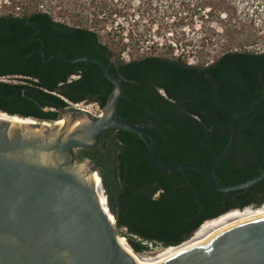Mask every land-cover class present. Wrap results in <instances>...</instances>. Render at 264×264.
Listing matches in <instances>:
<instances>
[{
  "label": "trees",
  "instance_id": "obj_1",
  "mask_svg": "<svg viewBox=\"0 0 264 264\" xmlns=\"http://www.w3.org/2000/svg\"><path fill=\"white\" fill-rule=\"evenodd\" d=\"M37 4L26 0L17 12L0 15V77L8 78L0 79L1 112L52 122L69 102L87 101L102 109L113 84L98 63H68L59 56L43 60L53 54L69 59L94 56L121 80L116 114L155 123L147 130L163 165L189 162L211 169L228 144L232 127L233 142L212 171L213 182L235 185L261 174L264 50H230L204 65L151 50L115 64L110 56L120 55L126 45L116 47L103 39L110 32L101 35L103 28L95 24L104 15L95 13L92 26L68 24L54 20ZM125 34L131 39L129 31ZM109 137L112 165L106 166L103 157L97 164L103 168L104 184L119 191L113 227L124 232L115 236L122 235L135 252L178 245L205 219L264 202V178L245 189L215 191L197 170L156 168L137 133L105 129L99 135L104 148ZM96 152V146L83 148L78 157L94 161ZM110 193L117 197L111 188Z\"/></svg>",
  "mask_w": 264,
  "mask_h": 264
},
{
  "label": "water",
  "instance_id": "obj_2",
  "mask_svg": "<svg viewBox=\"0 0 264 264\" xmlns=\"http://www.w3.org/2000/svg\"><path fill=\"white\" fill-rule=\"evenodd\" d=\"M55 56L68 63H98L113 89L97 115L69 102L70 106L60 110L56 120L20 117L34 121L32 125H23L13 119L19 116L0 111V264H138L117 242L95 194L93 174L100 178L106 196V211L113 225L119 191L104 184L100 167L78 157L80 149L96 146L100 133L108 128L137 133L146 144L156 168L164 172L197 170L204 174L215 191L245 189L264 178L263 139L260 175L235 185L218 186L213 182L212 171L233 142L232 127L230 140L211 169L189 162L163 165L147 130L155 123L132 121L116 114L122 84L103 61L94 56L69 59L61 54L43 57V60ZM84 115L86 121L69 129ZM58 120H62L59 126L45 129L44 122L54 124ZM79 165L87 166L88 171L83 176L77 173ZM110 188L117 195L115 199ZM152 264H264V213L232 220L205 242Z\"/></svg>",
  "mask_w": 264,
  "mask_h": 264
},
{
  "label": "rangeland",
  "instance_id": "obj_3",
  "mask_svg": "<svg viewBox=\"0 0 264 264\" xmlns=\"http://www.w3.org/2000/svg\"><path fill=\"white\" fill-rule=\"evenodd\" d=\"M7 0H0L2 11ZM54 20L92 26L94 15H104L96 25L103 39L124 48L115 60L137 57L141 46H154L155 53L180 55L186 62L204 65L230 50H264V0H35ZM8 3V1H7ZM26 0H11L17 12ZM20 11V10H19ZM103 13V14H102ZM112 28V29H111ZM129 31L131 39L126 38ZM146 39V40H144ZM137 41H139L137 43ZM162 44V45H161ZM131 56V57H132ZM4 80H8L5 78ZM93 114L101 108L96 103L80 102ZM116 229L115 233H123ZM118 235L125 243L126 239ZM162 247H152L153 253ZM143 252V253H147Z\"/></svg>",
  "mask_w": 264,
  "mask_h": 264
},
{
  "label": "bare ground",
  "instance_id": "obj_4",
  "mask_svg": "<svg viewBox=\"0 0 264 264\" xmlns=\"http://www.w3.org/2000/svg\"><path fill=\"white\" fill-rule=\"evenodd\" d=\"M75 105L78 107H83L84 109L91 112L88 106H81V103H76ZM1 116L2 115L0 114V118ZM13 119L15 122L21 123L23 125H32L34 122L30 118L15 117ZM86 120H87V117L84 115L82 118L74 121V123L69 129H72L78 123H81ZM61 123H62V120H58L54 124L44 122V127L45 129H50L52 126H59ZM76 170L80 176H83L86 173V171H88L87 166L85 165H79L76 168ZM93 181L95 183V194L97 196V199L102 205V208L104 210L106 218L108 219V222L113 227V223H112L113 220H111L110 214L107 213L106 211L107 203H106L105 192L101 186L100 178L98 177L96 173L93 174ZM261 213H264V202L256 207H254L253 205H249L242 209H239V208L230 209L226 211L225 213L218 215L217 217L203 221L201 225L193 233V235L187 240L181 242L178 245L162 247L153 253L147 252L145 254L143 252L142 253L135 252L121 238L116 237V240L119 243V245L136 260L138 264H152L155 262H160V261H165L167 259H170L173 256L195 245L205 242L207 239H209L210 237H212L213 235L221 231L232 220H235V219H238L244 216H248V215H255V214H261ZM113 230H114V227H113Z\"/></svg>",
  "mask_w": 264,
  "mask_h": 264
},
{
  "label": "flooded vegetation",
  "instance_id": "obj_5",
  "mask_svg": "<svg viewBox=\"0 0 264 264\" xmlns=\"http://www.w3.org/2000/svg\"><path fill=\"white\" fill-rule=\"evenodd\" d=\"M7 1H8V3H7ZM7 1H6V5H5V10L4 11H2V9L0 7V15H6V16L7 15H11V0H7ZM115 59H117V58H115V56H113V54H112L110 56V60L112 62H114L115 64L122 62V61H119V60L117 61ZM105 145H106V148H104L100 144V140H99L98 144L96 145L97 152L95 153V160L94 161L89 160L93 166L100 167V171L103 170V168L101 167V165L97 164V161H99L100 157H103L105 159V165L106 166L112 165V164H110L111 163V160L113 158V152L111 150L112 142H111L110 137L109 138H106Z\"/></svg>",
  "mask_w": 264,
  "mask_h": 264
},
{
  "label": "built area",
  "instance_id": "obj_6",
  "mask_svg": "<svg viewBox=\"0 0 264 264\" xmlns=\"http://www.w3.org/2000/svg\"><path fill=\"white\" fill-rule=\"evenodd\" d=\"M127 47V46H126ZM125 47V48H126ZM139 49H140V51L141 52H145V53H149L150 51H151V49H152V47L149 45V46H145V50H144V48H142L141 46L139 47ZM124 52H125V50H123L122 52H121V56H123V54H124ZM189 63V62H188ZM78 75H75V76H73V77H77ZM97 115V114H96ZM262 204V203H261ZM124 238V237H123Z\"/></svg>",
  "mask_w": 264,
  "mask_h": 264
}]
</instances>
